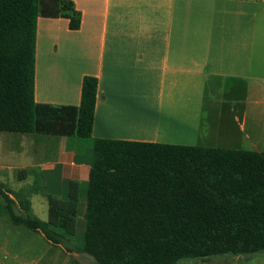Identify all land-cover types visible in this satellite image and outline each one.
Instances as JSON below:
<instances>
[{"label":"crops","instance_id":"1","mask_svg":"<svg viewBox=\"0 0 264 264\" xmlns=\"http://www.w3.org/2000/svg\"><path fill=\"white\" fill-rule=\"evenodd\" d=\"M70 1L81 14L78 30H69L64 18L37 19L34 100L78 106L82 79L92 76L94 119L89 142L59 137L53 160L43 157L47 195L65 199L70 181L85 194L95 139L199 147L202 101L207 86L219 88V82L234 83L229 90L235 98L220 118L225 145L217 148L244 150L238 144L248 140L264 153L252 140L260 132L256 117L264 91V0ZM21 135L0 132V190L17 203L8 175L26 182L37 167L32 154H46V145L37 148L36 140ZM22 149L29 155L23 165ZM6 156L11 163L3 162ZM0 204L7 224L21 228L10 221L1 195ZM13 242H22L21 235Z\"/></svg>","mask_w":264,"mask_h":264},{"label":"trees","instance_id":"2","mask_svg":"<svg viewBox=\"0 0 264 264\" xmlns=\"http://www.w3.org/2000/svg\"><path fill=\"white\" fill-rule=\"evenodd\" d=\"M80 27L70 0H0V132L91 137L97 80L84 76L78 106L34 100L36 22ZM1 189V187H0ZM10 221L52 244L76 233L79 185L47 196V219L0 190ZM79 253L95 264H179L264 253V153L95 139ZM71 252V250H67Z\"/></svg>","mask_w":264,"mask_h":264},{"label":"rangeland","instance_id":"3","mask_svg":"<svg viewBox=\"0 0 264 264\" xmlns=\"http://www.w3.org/2000/svg\"><path fill=\"white\" fill-rule=\"evenodd\" d=\"M219 88L214 84H209L206 88V93L204 100L202 101L201 110V121L199 126V147L207 148H217L225 145L224 135L225 130L224 120L220 119L225 110L230 108L228 101L234 100L233 93H230V87L234 83L226 82L223 86L221 82L218 83ZM226 94H230L226 96ZM226 96V97H225ZM262 104L258 107L260 110L259 115L256 117L259 119V136H253L252 140H259L261 145L264 147V91L262 92L261 98ZM250 105V104H249ZM238 121L237 125L241 123V115H237ZM252 116L248 118V124ZM247 124V125H248ZM23 138H32L36 140L35 146L40 148L46 145V154L42 156L38 151L36 154H32L31 157H35V162L32 164H37V167L32 171L29 170V177L27 181L18 180L12 175H8V183L11 185L10 191H14L15 198L23 203L24 199H27L30 203L29 215L41 222L46 221L47 216V194L50 191V185L48 186V179L42 177L45 170L44 158L48 161H52L55 156V148L57 147L58 136H50L44 134H32V135H21ZM242 136V135H241ZM81 142H89L88 139H79ZM86 140V141H85ZM43 143V144H42ZM208 143V146H206ZM217 143V144H216ZM90 144V143H89ZM246 151H255L250 141L243 140L241 145ZM91 146V145H90ZM234 146V145H233ZM261 149V146L259 147ZM28 149H22L23 160L21 164H25L29 160V155H27ZM90 154V152H89ZM44 157V158H43ZM11 160L6 156L3 160L4 163L9 164ZM9 172V171H8ZM12 184L21 185L18 188H12ZM10 185H7L10 187ZM6 186V188H7ZM84 189V187H83ZM20 190V191H19ZM20 192V194H16ZM84 193V191H83ZM85 195V194H83ZM80 194V199L78 202V213L76 217V233L74 236L65 237L60 244L53 245L47 242L39 233L30 231L24 227L16 228L9 226L7 222L2 218L0 213V240L4 237L8 240L7 243L3 244L0 242V263L1 264H95L94 261L85 254L79 253L78 250L82 247V234L84 231V220L83 213L85 208V197ZM0 211H2V206L0 204ZM10 232V235L8 234ZM21 235L22 242L15 243V235ZM37 237V239H36ZM7 246L4 250L3 247ZM67 250H71L68 252ZM7 252V253H6ZM13 255L20 256V259H13ZM179 264H264V253L248 255L243 257H232L228 255H222L217 257H212L204 261L200 260H186Z\"/></svg>","mask_w":264,"mask_h":264}]
</instances>
